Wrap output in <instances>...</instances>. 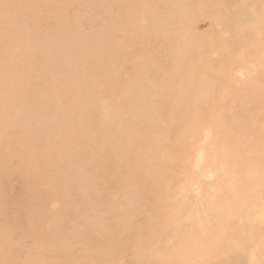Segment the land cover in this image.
<instances>
[{
    "label": "rangeland",
    "instance_id": "374dc122",
    "mask_svg": "<svg viewBox=\"0 0 264 264\" xmlns=\"http://www.w3.org/2000/svg\"><path fill=\"white\" fill-rule=\"evenodd\" d=\"M0 264H264V0H0Z\"/></svg>",
    "mask_w": 264,
    "mask_h": 264
}]
</instances>
